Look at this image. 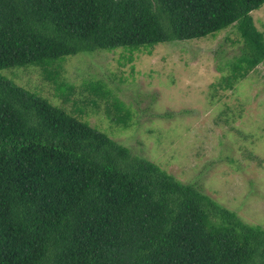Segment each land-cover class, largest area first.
<instances>
[{
  "label": "trees",
  "instance_id": "obj_1",
  "mask_svg": "<svg viewBox=\"0 0 264 264\" xmlns=\"http://www.w3.org/2000/svg\"><path fill=\"white\" fill-rule=\"evenodd\" d=\"M263 4L0 0V264H264L263 227L2 73L38 66L56 84L67 56L150 52L235 26L239 54L220 77L232 88L264 66V34L251 15ZM84 86L110 95L103 82ZM56 89L64 100L73 90ZM111 105L107 116L127 127L130 111L115 97Z\"/></svg>",
  "mask_w": 264,
  "mask_h": 264
},
{
  "label": "rangeland",
  "instance_id": "obj_2",
  "mask_svg": "<svg viewBox=\"0 0 264 264\" xmlns=\"http://www.w3.org/2000/svg\"><path fill=\"white\" fill-rule=\"evenodd\" d=\"M251 15L264 34V4ZM236 38L230 26L214 36L157 44L150 52L118 48L67 56L56 80L72 86L67 100L38 66L2 73L264 228V66L221 88L225 62L239 54ZM90 81L103 82L110 95L88 91ZM112 97L130 111L127 127L107 116Z\"/></svg>",
  "mask_w": 264,
  "mask_h": 264
}]
</instances>
